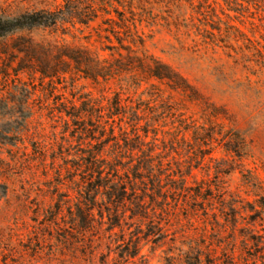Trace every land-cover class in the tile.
Wrapping results in <instances>:
<instances>
[{"label":"trees","instance_id":"16d2710c","mask_svg":"<svg viewBox=\"0 0 264 264\" xmlns=\"http://www.w3.org/2000/svg\"><path fill=\"white\" fill-rule=\"evenodd\" d=\"M33 31L56 37L44 45L54 60L45 76H59L73 92L63 127L77 130L87 145L76 165L88 177L77 183L76 211H70L79 231L96 224L114 231L127 217L205 209L206 184L237 228L240 213L219 185L209 186L205 177L194 188L188 182L194 171L206 170L208 158L218 166L237 163L232 155L244 142L235 117L153 50L163 44L174 63L264 87V0H0V41ZM219 140L225 158L213 159L207 148ZM167 191L179 196L174 206ZM95 210L100 221L90 215ZM253 237L256 255H250L264 264L263 239ZM196 243L189 256L201 264Z\"/></svg>","mask_w":264,"mask_h":264},{"label":"rangeland","instance_id":"374dc122","mask_svg":"<svg viewBox=\"0 0 264 264\" xmlns=\"http://www.w3.org/2000/svg\"><path fill=\"white\" fill-rule=\"evenodd\" d=\"M54 39L50 32L33 31L0 41V264H198L189 256L193 242L201 246V264L230 259L261 264V256L250 255L256 244L249 238L261 237L264 244V87L239 86L204 68L174 63L158 44L153 50L158 58L180 67L212 103L235 117L244 142L232 155L237 163L218 166L208 158L206 170L194 171L188 182L194 188L205 177L209 186L219 185L240 213L237 228L222 213L219 195L208 196L206 184L205 209L195 205L189 214L180 208L146 219L127 217L114 231L97 224L79 231L70 211H76L77 183L88 177L76 165L87 145H81L77 130L63 127L73 92L59 76H45L54 60L44 45ZM80 85L91 88L84 80ZM222 143L207 148L213 159L225 158ZM167 195L174 206L179 196ZM90 215L100 221L96 210Z\"/></svg>","mask_w":264,"mask_h":264}]
</instances>
